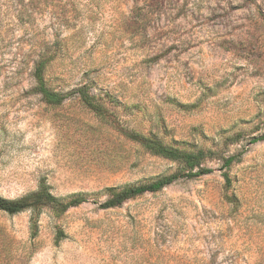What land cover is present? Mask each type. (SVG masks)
Masks as SVG:
<instances>
[{"label": "rangeland", "instance_id": "obj_1", "mask_svg": "<svg viewBox=\"0 0 264 264\" xmlns=\"http://www.w3.org/2000/svg\"><path fill=\"white\" fill-rule=\"evenodd\" d=\"M43 55L58 106L34 90ZM130 129L216 150L212 172L101 207L106 187L179 168ZM262 135L264 0H0V195L88 197L0 210V264H264Z\"/></svg>", "mask_w": 264, "mask_h": 264}, {"label": "trees", "instance_id": "obj_2", "mask_svg": "<svg viewBox=\"0 0 264 264\" xmlns=\"http://www.w3.org/2000/svg\"><path fill=\"white\" fill-rule=\"evenodd\" d=\"M53 57L54 55H43L35 64L33 73L35 79L34 90L41 95L43 101L48 105L58 106L69 97V93L56 90L48 85L46 69ZM80 91L82 92L83 100L89 106L101 111L96 107L99 104L97 101L99 97L89 94L86 91V87H82ZM123 133L130 141L140 144L145 151L169 160L177 161L179 168L173 173L161 175L145 182L125 186L106 187L104 191H106L108 197L101 203V207L103 208L118 207L134 197L145 193L158 192L180 178H196L212 172V169L206 167L204 162L217 154V151L214 149H205L203 147L188 149L172 143H166L154 135H146L134 129L125 130ZM241 137L242 132H237L232 137H229L228 140L234 142L238 141ZM263 139L264 135L252 138L251 142H257ZM222 158L225 166L229 167L233 162L240 160V154ZM225 177L227 184H230L231 179L228 173H225ZM87 200L88 197L85 193H74L66 197H58L52 193L50 185L41 182L36 191L19 198L10 199L0 195V210L9 214H17L28 209L41 210L43 207L49 206L57 213H64L69 208L78 206ZM32 233L34 235L37 234L36 220L32 224ZM65 237V233L59 231L56 240L60 241Z\"/></svg>", "mask_w": 264, "mask_h": 264}]
</instances>
